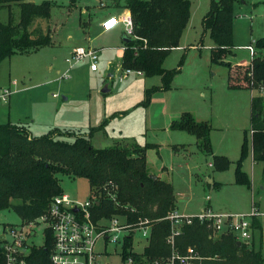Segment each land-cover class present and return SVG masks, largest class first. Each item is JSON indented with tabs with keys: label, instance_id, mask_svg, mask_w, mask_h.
<instances>
[{
	"label": "rangeland",
	"instance_id": "rangeland-1",
	"mask_svg": "<svg viewBox=\"0 0 264 264\" xmlns=\"http://www.w3.org/2000/svg\"><path fill=\"white\" fill-rule=\"evenodd\" d=\"M53 1L51 17L37 18L30 27H42L50 33L53 43L31 53L14 54L0 63V89L10 86L13 90L9 101L0 99V123L18 124L34 136L52 133L67 142H74L78 135L92 134L91 141L97 147L144 148L156 144L146 151L148 172L161 173L164 180L173 183L176 193H180L177 204L181 211L198 207L207 195L213 204L226 205L233 212H249L253 201L257 206L262 204L258 217L262 226L253 220V238L247 247L261 250L264 256V162L254 163L251 154V100L258 91L229 89V67L212 62L215 44L203 25L212 0H191V15L180 47L173 48L163 64L165 69H178L168 90L161 89L163 79L158 75L133 73L121 78L125 68L120 65L114 66L113 76L107 73L109 59L122 57L120 26L101 31L99 21L103 12L116 9L126 0ZM234 12V47L226 61L249 64L247 46H256V40L264 37V0H238ZM0 18L18 23L19 5L2 9ZM89 43L106 49L100 56L99 70L92 71L86 59L71 67L69 77L62 78L70 67L66 59L73 46ZM105 86L109 91L103 92ZM154 87L159 88L148 96L147 90ZM185 113L211 125L212 153L199 150L193 133L172 128L173 121ZM245 140L248 153L242 168L251 179V187L237 184L235 175ZM214 155L226 156L231 161L229 168H216ZM208 174L217 182L213 188ZM58 176L64 193L71 198L84 201L90 196L98 197L91 192L86 178ZM21 223L12 208L0 210V235H7L10 243L9 231ZM44 228V223L37 225L20 249L29 253L31 245H42ZM125 235L119 233L118 242H110L108 251H120ZM134 240V251L142 254L147 238L137 231ZM102 242L98 245L102 246Z\"/></svg>",
	"mask_w": 264,
	"mask_h": 264
},
{
	"label": "trees",
	"instance_id": "trees-1",
	"mask_svg": "<svg viewBox=\"0 0 264 264\" xmlns=\"http://www.w3.org/2000/svg\"><path fill=\"white\" fill-rule=\"evenodd\" d=\"M236 1L212 0L203 25L215 44L211 51L212 62L225 64L230 69L228 87L258 91L251 100L252 151L254 161L264 162V37L256 40L258 53L251 63L233 65L226 61L234 47ZM12 4L19 5L20 20L14 23L12 19L4 22L0 18V63L14 54L31 53L53 43L50 33H45L42 27L30 29L37 18L51 17L53 0L41 3L0 0V11ZM123 7L134 20L135 38L124 41L122 68L142 70L146 76H161V89H170L178 69L168 70L163 64L169 52L180 45L191 15V0H126ZM158 88L148 89V96ZM172 128L193 133L198 138L199 148L212 153L209 123L185 113L173 121ZM55 137L52 133L31 136L28 129L18 124L0 123V210L12 208L22 223H29L45 214L52 199L64 193L59 174L86 178L100 202L93 208L96 218L121 215L131 223L140 219L150 221L148 244L142 254H133L136 262L152 264L169 257L173 251L167 241L171 221L166 217L176 210L177 198L171 182L159 177L153 179L148 172L146 151L157 145L96 148L91 141L92 134L78 135L74 142ZM247 153L245 140L235 175L237 184L251 187V179L242 168ZM214 159L216 168L221 170L231 164L226 156L214 155ZM111 184L117 187L112 188ZM211 233L200 222L185 224L176 236L175 248L186 253L194 247L203 257L196 264H264L261 250L249 249L246 244L239 247L231 234L213 238ZM53 245V232L47 228L42 245H31L29 253L20 254L19 259L24 260L23 264H51ZM131 246L132 239L127 237L125 256ZM0 264H9L1 240Z\"/></svg>",
	"mask_w": 264,
	"mask_h": 264
},
{
	"label": "built area",
	"instance_id": "built-area-1",
	"mask_svg": "<svg viewBox=\"0 0 264 264\" xmlns=\"http://www.w3.org/2000/svg\"><path fill=\"white\" fill-rule=\"evenodd\" d=\"M120 24L123 25L126 34L135 38L134 20L130 12L124 13L122 16L109 15L103 21L102 28L107 31ZM247 48L250 51L252 62L258 50L254 44L248 45ZM86 59L90 62V68L96 71L99 62L98 50L85 46L73 48L70 56L66 59L70 63V67L61 77H69L71 67ZM133 73L143 75L142 70L125 68L121 78L128 77ZM16 83L14 81V84ZM12 93L11 87H3L0 89V99L9 101ZM54 96L57 97V94ZM110 186L117 187L114 184ZM109 195L115 196L112 192H109ZM207 198L209 199V197ZM97 201L96 196H90L84 201L73 199L66 193L55 196L45 214L29 223H21L9 231L12 243L7 241L9 238L6 235L4 246L9 264L24 263L23 259L20 261L19 255H24L26 252L20 247L27 243L30 233H33L34 228L40 223L45 224L44 236L47 228L53 232L54 245L50 254L51 264H139L133 256V254H141L134 251L133 248L135 233L142 231L143 236L148 240L151 234L150 221L140 219L136 223H131L118 215L96 218L93 208ZM258 215H260V211L256 205H253L251 211L246 213L218 212L209 206L193 214H183L174 210L166 217L171 221V233L167 241L173 251L164 261H155L152 264H196L201 261L203 257L194 247H190L186 253H180L175 248L176 236L180 235L183 226L194 222L205 224L211 230L213 238L231 234L237 241H241L242 245H249L253 238V220ZM119 233H127L122 237L120 251L109 252L108 244L112 241L118 242ZM127 237L132 239V246L127 249L129 254L125 256ZM99 241H103L102 246L98 245Z\"/></svg>",
	"mask_w": 264,
	"mask_h": 264
},
{
	"label": "crops",
	"instance_id": "crops-1",
	"mask_svg": "<svg viewBox=\"0 0 264 264\" xmlns=\"http://www.w3.org/2000/svg\"><path fill=\"white\" fill-rule=\"evenodd\" d=\"M129 11L125 8V7H123V5H120L119 3H118V7H116V9H114V10H108V11H106V12H103L102 13V15H101V18H100V21H99V25H98V27H99V30H101V31H104V30H102L103 28H102V24H103V21L106 19L105 17L107 16V15H117V16H122L124 13H128ZM118 26H120V32H119V34H120V39H121V41H122V43H121V45L119 46V50L121 51V54L120 55H122V57L120 58V57H116L115 59H113V60H110L109 58V64H108V68H107V73H108V75L109 76H113L115 73H111V71L114 69V66H116V65H120L121 67H122V59H123V55H124V50H125V45H124V40L122 39V37H123V34H124V28H123V25L122 24H120V25H118ZM185 32V31H184ZM183 35H184V33H183ZM183 35H182V37L181 38H183ZM181 43V42H180ZM77 46H83V45H75V46H73V48H75V47H77ZM85 47H91V48H93V49H96V50H98V53H99V61H100V56L103 54V52L106 50L105 49V47H103V46H101V47H94V46H92L90 43L88 44V45H84ZM178 47H180V45L178 46ZM73 48H72V50H73ZM177 48V47H176ZM71 54V53H70ZM112 63V64H111ZM115 63H117V64H115ZM238 64H241V63H238ZM243 64H247V63H243ZM98 65H99V62H98ZM92 70V69H91ZM99 70V66H98V69L96 70V71H98ZM93 71V70H92ZM96 71H94V72H96ZM13 83H14V81H13ZM7 87V86H6ZM10 87V86H9ZM12 89V88H11ZM230 89V88H229ZM243 89H245V88H243ZM243 89H231V90H243ZM11 97V96H10ZM31 133V132H30ZM31 136H34L32 133H31ZM91 139H92V137H91ZM94 145V144H93ZM95 146V145H94ZM96 148H102V147H97V146H95ZM199 148V147H198ZM178 150V149H177ZM199 150H201L200 148H199ZM251 154H252V161L254 162V163H256V164H258L259 162H256V161H254V157H253V151H251ZM147 165H148V163H147ZM210 166H213V164L212 163H210ZM197 167V166H196ZM157 176L159 177V178H161V179H163L164 180V178H163V176H162V174L161 173H157ZM207 176V178H208V183L212 186V188L214 187V186H216V184H217V182H215V179L213 178V177H211L209 174L208 175H206ZM167 181V180H166ZM168 182H170V181H168ZM172 183V182H171ZM253 183V182H252ZM173 184V183H172ZM239 185H242V184H239ZM175 193H176V191H175ZM179 194L180 193H176V198H177V196H179ZM207 197H209V199L207 198ZM204 201L205 202H201L199 205H198V207H196V208H187V207H185V210H180V207L178 206V204H177V201H176V210H178L179 212H181V213H183V214H193V213H197V212H199L200 210H202L203 208H205V207H207V206H209V207H211L213 210H215V211H218V212H233V211H231V210H227V206L225 205V206H223V205H221V204H216V203H212V200H211V196L210 195H207L206 197H205V199H204ZM253 205H256L257 206V204H256V202H254L253 201ZM252 205V206H253ZM258 207V209H260L259 211L260 212H262L261 211V207H262V204L261 203H259V205L257 206ZM251 211V210H250ZM264 213V212H263ZM261 216V215H260ZM259 215L258 216H256L255 218H254V220L256 219V220H258L259 221V223H260V225H261V222H260V220H259ZM262 226V225H261Z\"/></svg>",
	"mask_w": 264,
	"mask_h": 264
},
{
	"label": "water",
	"instance_id": "water-1",
	"mask_svg": "<svg viewBox=\"0 0 264 264\" xmlns=\"http://www.w3.org/2000/svg\"><path fill=\"white\" fill-rule=\"evenodd\" d=\"M122 39H123L125 42H128V41L132 40V36H130V35H128V34H126V33L124 32ZM107 91H109V89H108L107 86H105V88L103 89V92H107ZM150 176H151L153 179H157V178H158V176H157V175H154V174H150ZM99 204H100V202L97 201V205H99ZM0 240H1V241H5V240H6V235H5V234L0 235ZM237 245H238L239 247H242V242H241V241H237ZM148 264H149V263H148Z\"/></svg>",
	"mask_w": 264,
	"mask_h": 264
}]
</instances>
